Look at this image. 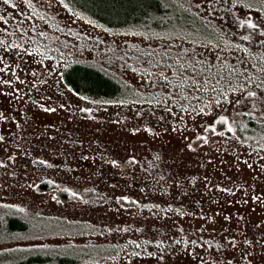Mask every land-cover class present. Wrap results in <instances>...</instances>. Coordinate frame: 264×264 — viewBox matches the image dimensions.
I'll return each instance as SVG.
<instances>
[{"label": "rangeland", "instance_id": "374dc122", "mask_svg": "<svg viewBox=\"0 0 264 264\" xmlns=\"http://www.w3.org/2000/svg\"><path fill=\"white\" fill-rule=\"evenodd\" d=\"M176 1L203 17L234 11L225 0ZM0 16V205L82 229L0 249L109 248L87 264H248L254 253L252 264H264V149L247 153L217 129L220 116L231 123L240 104L217 106L210 88L182 85L181 75L194 74L179 65L204 58L185 43L192 35L175 24L107 28L64 0H0ZM246 17L241 12L240 23ZM246 21L253 47L263 50V23ZM240 60L246 69L257 63L250 55ZM73 61L115 74L126 93L92 99L70 92L60 72ZM210 100L207 115L199 114ZM209 125L216 131H205Z\"/></svg>", "mask_w": 264, "mask_h": 264}, {"label": "trees", "instance_id": "16d2710c", "mask_svg": "<svg viewBox=\"0 0 264 264\" xmlns=\"http://www.w3.org/2000/svg\"><path fill=\"white\" fill-rule=\"evenodd\" d=\"M64 1L82 16L98 21L100 26L116 30L136 27L159 29L175 24L178 29L184 30L186 35L188 33L192 35L196 42L199 40L201 44L198 46L191 43L194 40L185 42L187 46H191V51L196 57L204 56L196 65L189 64L187 68L193 74V69L199 70L200 77H203L200 82L203 83L207 79L210 89L211 85L219 81V84H216L217 92L211 91L210 95L219 97L218 93L222 89L230 99L235 100L240 94L231 92V89L237 86L245 89L244 97H241V107L230 110L233 121L224 125L217 124V129L222 130L224 135L232 137L247 153L259 148L264 149L261 147L264 144V88L256 89L254 86L261 77L264 78V73L260 72V69L264 68V49H255L252 44L253 38L249 37L251 33L246 32L247 19L255 23L259 21L264 26V0L262 4H258L260 7L253 3L248 4L246 0L245 2L225 0L227 8L234 10L222 18L225 20L217 15L203 17L187 6H179L176 0ZM241 12L247 15L242 24ZM171 41L175 43L173 48L179 46L176 40ZM164 48L161 50L167 52V48ZM243 55L255 57L259 65L253 61V66L243 68L240 60V56ZM251 73H255V76ZM248 76L253 77L252 82H247ZM60 79L70 92L92 99H114L126 93L122 79L91 62L67 63L61 69ZM248 90L257 91V97L245 99ZM248 112L251 113L250 116L244 114ZM228 127H232V132L227 131ZM72 225L69 220L23 216L9 211L7 207H0V245L18 239L35 240L50 234L82 232V229L77 230ZM109 251L105 246L95 250L88 245L6 246L0 249V264H87L102 258L104 256L102 253Z\"/></svg>", "mask_w": 264, "mask_h": 264}, {"label": "snow or ice", "instance_id": "6c2138e0", "mask_svg": "<svg viewBox=\"0 0 264 264\" xmlns=\"http://www.w3.org/2000/svg\"><path fill=\"white\" fill-rule=\"evenodd\" d=\"M25 2H28V0H25ZM3 3L4 4H9L10 3V0H3ZM0 20H3V17L0 16ZM248 27L250 28H255L256 25L252 24L251 22L248 23ZM41 35H43V33H41ZM245 39H248V37H245ZM262 44H264V41L261 42ZM3 44V41H0V45ZM167 67L171 68L172 65H168ZM187 67L186 65H179V68L186 71L187 70ZM4 71L3 68H0V72ZM193 72H194V75H190L188 77H183V75H181V81H182V85L183 84H188L190 86V88L193 90V91H196V92H202V91H208L209 90V81L207 79L204 80L203 83H200L199 80H198V77L200 76V71L197 70V69H193ZM260 72L261 73H264V68H261L260 69ZM246 74V73H245ZM161 76L167 80V77L164 76L163 73H161ZM253 81V77L251 76H248V81L247 82H252ZM4 83H8V81H4ZM216 84H219V81L216 82ZM216 84H213L211 85V91L213 92H217V87H216ZM254 86L256 89H261V88H264V79H260L258 82H255L254 83ZM231 92H239V96H237V98L235 100H232L229 98V95L227 93H225L222 89L219 91L218 95H219V99H215L214 100V103L215 105L217 106H220L224 103H227L228 105H233V104H241L242 103V100H241V97H244V94H245V89L242 88V87H234L231 89ZM257 97V91H251V90H248L246 92V97L245 99H249V98H255ZM182 99H189L188 96H184L182 97ZM191 99H195L197 101L200 100V97L199 96H195V97H191ZM211 103H213L212 100L209 101L208 104H205L203 108H200L199 109V114H204V115H207V113L205 112V109L208 108ZM54 111V109H45V111ZM169 111H171V109H168ZM195 107L193 106V111H195ZM224 111H226V109H224ZM239 114V113H237ZM245 115H251L250 112L248 113H244ZM216 123H219L221 125H224V124H227L228 123V118L226 116H223L221 115L219 120L216 121ZM232 127H228L227 128V131L228 132H232ZM173 131H178V129L176 128H173ZM205 131H211V132H215L216 129L214 126L212 125H209L208 128L205 129ZM219 135L223 136V133H219ZM3 138L0 137V140H2ZM197 140H205L206 142V138L203 137V136H198L197 137ZM188 147L191 149V145H188ZM261 147H264V144L261 145ZM250 166V165H249ZM251 167V166H250ZM122 199H126V198H122ZM0 207H11L10 205H3V206H0ZM177 243H179V241H177ZM192 244H195L196 241H192L191 242ZM248 264H252L253 260L255 259V254L254 253H249L248 254ZM228 264H232L231 261H228Z\"/></svg>", "mask_w": 264, "mask_h": 264}]
</instances>
